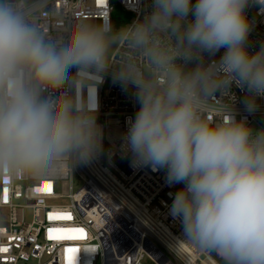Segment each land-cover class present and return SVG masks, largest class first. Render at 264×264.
I'll return each mask as SVG.
<instances>
[{
	"label": "clouds",
	"instance_id": "obj_1",
	"mask_svg": "<svg viewBox=\"0 0 264 264\" xmlns=\"http://www.w3.org/2000/svg\"><path fill=\"white\" fill-rule=\"evenodd\" d=\"M252 7L264 14V0H152L117 29L110 16L54 13L51 0H0V176L73 173L97 156L94 96L110 76L139 105L122 138L132 166L182 185L169 208L181 243L221 264H264V127L229 104L206 115L234 86L245 112L259 110L264 43L251 50Z\"/></svg>",
	"mask_w": 264,
	"mask_h": 264
},
{
	"label": "built area",
	"instance_id": "obj_2",
	"mask_svg": "<svg viewBox=\"0 0 264 264\" xmlns=\"http://www.w3.org/2000/svg\"><path fill=\"white\" fill-rule=\"evenodd\" d=\"M195 2V0H193ZM152 0H51L54 13L70 11L76 17L105 20L116 8L130 17L123 25L142 19ZM254 22L251 50L264 43V14L248 11ZM119 22L120 19H118ZM95 22L99 23V20ZM223 52L217 53L216 58ZM103 127L102 151L73 173L57 176H0V264H67L66 248H77L73 264H221L208 254L181 243L179 220L169 208L181 184L169 185L165 170L133 167L131 154L122 148L129 118L139 108L131 92L107 76L96 89ZM245 92L232 88L228 96L214 99L209 120L220 117L219 105L229 104L237 119L247 117L253 128L264 127V98L252 115L244 111ZM51 182V193L38 192ZM5 189L7 201L4 200ZM49 213L70 214V219H49ZM83 229L74 239H49V229ZM53 235H56L55 233Z\"/></svg>",
	"mask_w": 264,
	"mask_h": 264
},
{
	"label": "snow or ice",
	"instance_id": "obj_3",
	"mask_svg": "<svg viewBox=\"0 0 264 264\" xmlns=\"http://www.w3.org/2000/svg\"><path fill=\"white\" fill-rule=\"evenodd\" d=\"M51 182H45L42 188L36 189L38 192H45L50 194L51 193ZM5 202L7 201V190L5 189L4 195ZM70 214L65 213H49V219H70ZM83 229H49V239H74L78 238V234L82 233ZM56 235H53V234ZM0 251H7L6 248L0 249ZM79 251L77 248H66L65 249V258L67 264H73L74 260L76 259L75 254Z\"/></svg>",
	"mask_w": 264,
	"mask_h": 264
},
{
	"label": "rangeland",
	"instance_id": "obj_4",
	"mask_svg": "<svg viewBox=\"0 0 264 264\" xmlns=\"http://www.w3.org/2000/svg\"><path fill=\"white\" fill-rule=\"evenodd\" d=\"M118 19H120L121 22H119ZM129 19H130V17H128V18H125L124 16L120 17V16H118L116 14H114L112 16L113 25L117 29L121 28L122 26H125L123 24L127 23L129 21Z\"/></svg>",
	"mask_w": 264,
	"mask_h": 264
},
{
	"label": "trees",
	"instance_id": "obj_5",
	"mask_svg": "<svg viewBox=\"0 0 264 264\" xmlns=\"http://www.w3.org/2000/svg\"><path fill=\"white\" fill-rule=\"evenodd\" d=\"M115 14L118 15V16H120V17H122V16H124L125 18H128L129 17L128 15H126L125 13H123L119 8H116Z\"/></svg>",
	"mask_w": 264,
	"mask_h": 264
}]
</instances>
